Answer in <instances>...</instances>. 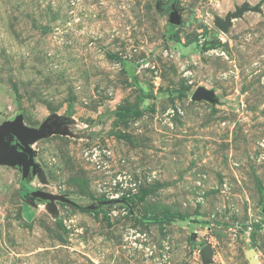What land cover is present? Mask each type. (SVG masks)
Here are the masks:
<instances>
[{
    "label": "rangeland",
    "instance_id": "1",
    "mask_svg": "<svg viewBox=\"0 0 264 264\" xmlns=\"http://www.w3.org/2000/svg\"><path fill=\"white\" fill-rule=\"evenodd\" d=\"M19 114L60 133L0 164V264H264V0H0Z\"/></svg>",
    "mask_w": 264,
    "mask_h": 264
},
{
    "label": "water",
    "instance_id": "2",
    "mask_svg": "<svg viewBox=\"0 0 264 264\" xmlns=\"http://www.w3.org/2000/svg\"><path fill=\"white\" fill-rule=\"evenodd\" d=\"M232 20L233 17L228 16L227 21L223 22L219 20L216 22V26L220 30L226 32L232 24ZM170 23L175 26H180L182 24L181 14L176 9L175 5H172ZM207 96L208 93L201 88L194 94V98L199 100ZM52 121L54 122L53 118L46 119L40 128L29 129L24 126L23 116L19 114L17 117L10 119L7 124L0 127V164L20 166L23 172V182L28 181L31 174L35 176L40 172V167L35 162L36 155L31 145L37 139L46 138L49 135L60 133L59 127L53 125ZM12 140H16L17 144H14ZM32 195L48 199L52 202L56 200L67 201L60 196L37 190H34ZM210 253L209 246L202 249V254L205 257L209 256ZM246 258L249 261V264H259L257 252L254 249L246 252Z\"/></svg>",
    "mask_w": 264,
    "mask_h": 264
},
{
    "label": "trees",
    "instance_id": "3",
    "mask_svg": "<svg viewBox=\"0 0 264 264\" xmlns=\"http://www.w3.org/2000/svg\"><path fill=\"white\" fill-rule=\"evenodd\" d=\"M21 186H22V191H23V189H26V192H28L29 190H33L30 186H29V184L27 183V181L26 182H22L21 183ZM131 201H133V198H131Z\"/></svg>",
    "mask_w": 264,
    "mask_h": 264
},
{
    "label": "built area",
    "instance_id": "4",
    "mask_svg": "<svg viewBox=\"0 0 264 264\" xmlns=\"http://www.w3.org/2000/svg\"><path fill=\"white\" fill-rule=\"evenodd\" d=\"M140 247H141V248H144L143 245H140ZM145 253L148 254V255H150V254H152V251H151L148 247H146V248H145Z\"/></svg>",
    "mask_w": 264,
    "mask_h": 264
}]
</instances>
